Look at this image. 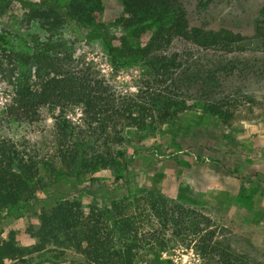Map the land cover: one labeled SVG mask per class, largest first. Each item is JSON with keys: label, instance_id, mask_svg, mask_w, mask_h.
I'll use <instances>...</instances> for the list:
<instances>
[{"label": "trees", "instance_id": "trees-1", "mask_svg": "<svg viewBox=\"0 0 264 264\" xmlns=\"http://www.w3.org/2000/svg\"><path fill=\"white\" fill-rule=\"evenodd\" d=\"M191 0H122L120 19L139 45L124 38L122 50L148 70L138 93L117 95L110 84L89 66H72L38 52L15 86L9 115L35 119L43 107L59 108L54 121V154L66 174L111 168L125 160L117 147L124 143L126 126L155 129L176 118L180 111H203L229 124L235 116L232 99L244 82L264 78V6L255 20L253 35L230 27L193 24L187 4ZM213 0H199L204 8ZM31 8L33 18L58 21L62 16L82 24H96L101 0H71L63 11L50 6ZM12 0H0V14ZM53 14V15H52ZM115 59L117 50L107 32L93 33ZM148 36L147 39L144 37ZM255 49L259 54H248ZM3 50V51H2ZM0 54L11 58L2 48ZM2 59L0 57V65ZM241 83V84H240ZM246 92V102L254 103ZM79 105L84 125L77 126L63 114ZM199 109V110H200ZM27 143L0 140V212L20 207L38 197L43 169L48 163ZM32 247L20 246L13 236L0 242V264H31L64 256H81L74 264H173L163 253L177 244L194 243L202 257L213 264H250L246 256L217 236L213 221L199 211L163 197L146 199L133 213L124 202L111 206L79 200H60L42 210Z\"/></svg>", "mask_w": 264, "mask_h": 264}, {"label": "rangeland", "instance_id": "rangeland-1", "mask_svg": "<svg viewBox=\"0 0 264 264\" xmlns=\"http://www.w3.org/2000/svg\"><path fill=\"white\" fill-rule=\"evenodd\" d=\"M23 1L42 10L52 6L64 11L71 0H12L8 12L0 14V50L12 55L11 59L0 54V140L27 143L49 164L43 169L45 180L36 199L0 212V242L13 233L20 246L32 247L41 211L60 200L76 199L84 206L124 202L133 213L143 208L146 199L163 197L208 216L225 245L246 256L250 264H264V78L240 83L241 93L232 99L235 116L229 124L198 104L197 111H180L155 129L126 126L125 141L117 147L124 163L57 178L64 170L52 158L54 119L61 110L43 107L33 120L17 119L8 112L16 83L28 68L26 60L33 61L41 52L72 66H89L121 96L138 93L148 70L140 60L123 53L124 38L133 46L140 40L120 23L125 15L122 0H101L103 11L96 24L64 16L49 22L33 18ZM262 6L264 0H213L204 8L199 0L187 4L193 24L226 26L249 36ZM94 32L110 35L117 50L115 59ZM250 49L247 55L259 56ZM248 91L254 103L246 102ZM63 114L74 125H84L81 106L66 108ZM52 255L43 261L34 255L31 264H74L82 259L71 251L59 258ZM163 257L173 264H213L194 243L177 244Z\"/></svg>", "mask_w": 264, "mask_h": 264}]
</instances>
